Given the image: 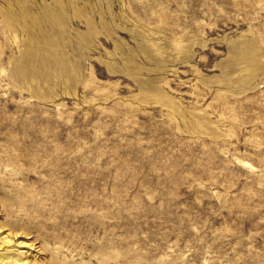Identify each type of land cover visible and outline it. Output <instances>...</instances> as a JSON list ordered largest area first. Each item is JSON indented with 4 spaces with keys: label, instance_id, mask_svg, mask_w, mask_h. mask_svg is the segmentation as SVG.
<instances>
[{
    "label": "rangeland",
    "instance_id": "rangeland-1",
    "mask_svg": "<svg viewBox=\"0 0 264 264\" xmlns=\"http://www.w3.org/2000/svg\"><path fill=\"white\" fill-rule=\"evenodd\" d=\"M0 232L39 264H264V0H0Z\"/></svg>",
    "mask_w": 264,
    "mask_h": 264
},
{
    "label": "bare ground",
    "instance_id": "bare-ground-1",
    "mask_svg": "<svg viewBox=\"0 0 264 264\" xmlns=\"http://www.w3.org/2000/svg\"><path fill=\"white\" fill-rule=\"evenodd\" d=\"M3 233L0 232V264H39L32 263L22 259L18 256L17 253L5 250L6 246H10L13 240L10 239V236H2Z\"/></svg>",
    "mask_w": 264,
    "mask_h": 264
}]
</instances>
